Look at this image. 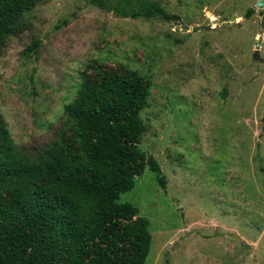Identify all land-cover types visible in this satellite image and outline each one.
<instances>
[{
  "label": "rangeland",
  "instance_id": "1",
  "mask_svg": "<svg viewBox=\"0 0 264 264\" xmlns=\"http://www.w3.org/2000/svg\"><path fill=\"white\" fill-rule=\"evenodd\" d=\"M153 1L178 20L39 0L0 49V114L18 145L45 144L81 72L138 70L153 83L140 148L167 180L147 167L121 196L150 221L146 264H264V0Z\"/></svg>",
  "mask_w": 264,
  "mask_h": 264
},
{
  "label": "trees",
  "instance_id": "2",
  "mask_svg": "<svg viewBox=\"0 0 264 264\" xmlns=\"http://www.w3.org/2000/svg\"><path fill=\"white\" fill-rule=\"evenodd\" d=\"M86 1L121 18L178 20L158 1ZM38 3L0 0V49ZM152 86L123 65L89 67L45 144L18 145L0 114V264H146L150 221L121 196L147 167L167 186L160 163L140 148Z\"/></svg>",
  "mask_w": 264,
  "mask_h": 264
},
{
  "label": "water",
  "instance_id": "3",
  "mask_svg": "<svg viewBox=\"0 0 264 264\" xmlns=\"http://www.w3.org/2000/svg\"><path fill=\"white\" fill-rule=\"evenodd\" d=\"M186 29H189V28H186ZM263 39V37H260V39L258 40L259 42L261 41ZM258 42V43H259ZM255 59H257V60H260V57H259V51H256V53H255Z\"/></svg>",
  "mask_w": 264,
  "mask_h": 264
}]
</instances>
